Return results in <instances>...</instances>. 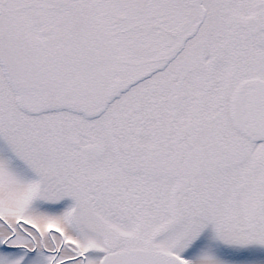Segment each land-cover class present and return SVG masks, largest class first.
<instances>
[{"label":"rangeland","instance_id":"1","mask_svg":"<svg viewBox=\"0 0 264 264\" xmlns=\"http://www.w3.org/2000/svg\"><path fill=\"white\" fill-rule=\"evenodd\" d=\"M229 1L0 0V214L48 245L60 230L85 254L73 264L129 247L264 264V141L228 110L242 79L264 78V0ZM180 61L189 87L171 104ZM0 264L50 262L0 241Z\"/></svg>","mask_w":264,"mask_h":264},{"label":"water","instance_id":"2","mask_svg":"<svg viewBox=\"0 0 264 264\" xmlns=\"http://www.w3.org/2000/svg\"><path fill=\"white\" fill-rule=\"evenodd\" d=\"M128 85L124 81L111 87L121 89ZM229 117L234 128L250 141H264V79L247 78L240 81L229 99ZM83 150L94 156L105 151L101 142L84 146ZM101 264H184L174 253L155 248H129L106 255Z\"/></svg>","mask_w":264,"mask_h":264},{"label":"flooded vegetation","instance_id":"3","mask_svg":"<svg viewBox=\"0 0 264 264\" xmlns=\"http://www.w3.org/2000/svg\"><path fill=\"white\" fill-rule=\"evenodd\" d=\"M183 67H186V64L183 61L178 62L177 67L172 70L173 74L162 82L165 86V90L169 92L166 94L167 97H170L167 100L168 103L170 101L172 102L171 104H176L177 101L179 102L175 94L176 90L182 94L185 92V89L188 90L189 84H187L186 87L185 81L190 66L186 68ZM170 87L172 90H170ZM165 90L156 89V95H163ZM161 100H164L163 96ZM159 104H163V101ZM42 228H44V226L37 227L23 217L6 218L4 215L0 214V234L2 235L0 241L5 248L12 251L28 253L36 252L41 249L45 252L50 264H73L84 257L83 255L85 254H80V251L77 249L78 246L75 243H65L66 239L63 233L56 228H51L49 231L48 228L46 229L48 231L49 242L51 243V245H48L47 239H45L41 231ZM4 231H6V233H4ZM52 232L55 233L57 238H59L57 240H60V242L52 238ZM111 252L116 251H109L108 253Z\"/></svg>","mask_w":264,"mask_h":264},{"label":"trees","instance_id":"4","mask_svg":"<svg viewBox=\"0 0 264 264\" xmlns=\"http://www.w3.org/2000/svg\"><path fill=\"white\" fill-rule=\"evenodd\" d=\"M122 129H123V131L125 132V129H124V127H122ZM126 133V132H125Z\"/></svg>","mask_w":264,"mask_h":264}]
</instances>
